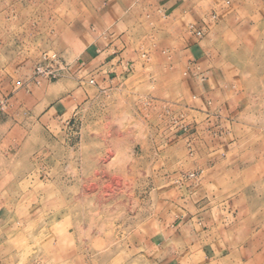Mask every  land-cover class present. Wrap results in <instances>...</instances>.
Instances as JSON below:
<instances>
[{
  "label": "rangeland",
  "instance_id": "1",
  "mask_svg": "<svg viewBox=\"0 0 264 264\" xmlns=\"http://www.w3.org/2000/svg\"><path fill=\"white\" fill-rule=\"evenodd\" d=\"M46 2L26 0V21ZM12 34L30 44L6 52L0 32V264H264V63L239 46L220 62L243 93L244 126L236 159L218 163L214 140L197 142L181 75L149 48L145 69L103 88L80 82L72 109L51 117L3 93V76L22 86L57 50L32 30ZM184 222L193 225L175 238Z\"/></svg>",
  "mask_w": 264,
  "mask_h": 264
},
{
  "label": "crops",
  "instance_id": "2",
  "mask_svg": "<svg viewBox=\"0 0 264 264\" xmlns=\"http://www.w3.org/2000/svg\"><path fill=\"white\" fill-rule=\"evenodd\" d=\"M62 1L60 6L59 0L42 3L34 20L26 21L21 9L26 0H0V32L6 52V48H22L30 42L26 35L15 37L13 30H32L35 43L56 49L68 64L61 81L55 83H29L33 67L19 75L23 85L14 89L11 77L5 74L10 83L3 93L11 89L51 117L64 115L72 109L77 84L89 81L103 88L120 82L140 67L145 69L141 51L149 48L154 53L149 56H158L165 70L181 75L182 93L189 101L186 109L193 112L196 128L201 130H197V142L213 139L212 154L218 163L236 159L232 155L240 141L238 129L244 126L238 96L243 93L236 90L229 68L220 62H229L232 49L239 46L248 52L249 62L264 63V0ZM198 30L201 36L196 34ZM70 82L75 84L67 90ZM17 106L24 109L26 104L20 101ZM209 170L228 173V166ZM192 225L177 226L175 238H183L184 228ZM187 261L177 257L171 264Z\"/></svg>",
  "mask_w": 264,
  "mask_h": 264
},
{
  "label": "built area",
  "instance_id": "3",
  "mask_svg": "<svg viewBox=\"0 0 264 264\" xmlns=\"http://www.w3.org/2000/svg\"><path fill=\"white\" fill-rule=\"evenodd\" d=\"M198 36L202 35V31H196ZM68 68V64L59 52L44 51L34 66L33 75L29 79V83L41 85L44 82H53L62 78ZM94 83V80H90ZM200 172H197L199 174Z\"/></svg>",
  "mask_w": 264,
  "mask_h": 264
}]
</instances>
